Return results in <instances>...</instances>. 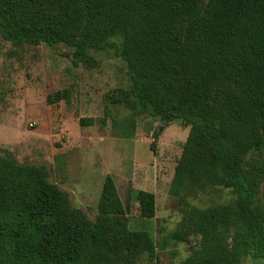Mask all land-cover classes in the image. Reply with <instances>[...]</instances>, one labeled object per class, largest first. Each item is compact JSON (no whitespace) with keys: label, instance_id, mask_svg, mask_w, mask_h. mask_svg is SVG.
<instances>
[{"label":"trees","instance_id":"16d2710c","mask_svg":"<svg viewBox=\"0 0 264 264\" xmlns=\"http://www.w3.org/2000/svg\"><path fill=\"white\" fill-rule=\"evenodd\" d=\"M0 34L15 46L65 44L74 65L89 68V50L114 49L132 86L108 94L109 103L190 128L170 193L234 194L207 208L185 203L174 238L200 242L181 264L264 261V0H0ZM55 99L49 103L64 98ZM136 200L142 217H155L154 193L140 190ZM143 257L153 264L156 245L129 229L111 175L93 221L49 181L45 166L20 164L9 151L0 156V264H141Z\"/></svg>","mask_w":264,"mask_h":264},{"label":"rangeland","instance_id":"374dc122","mask_svg":"<svg viewBox=\"0 0 264 264\" xmlns=\"http://www.w3.org/2000/svg\"><path fill=\"white\" fill-rule=\"evenodd\" d=\"M73 53L65 44L15 46L0 34V156L9 151L20 164L45 166L49 181L93 221L105 177L111 175L129 229L149 233L156 245L153 264H181L200 242L199 235L189 243L174 238L185 203L207 208L234 194L217 187L172 195L190 128L181 121L166 125L149 115L135 116L109 103L108 94L132 86L128 65L114 49L89 50L92 68L75 66ZM58 94L64 99L49 103ZM82 118L93 119V125L81 126ZM140 190L156 195L154 218L140 215L136 200ZM141 264H148L146 257ZM243 264L264 261L247 257Z\"/></svg>","mask_w":264,"mask_h":264},{"label":"water","instance_id":"95a60500","mask_svg":"<svg viewBox=\"0 0 264 264\" xmlns=\"http://www.w3.org/2000/svg\"><path fill=\"white\" fill-rule=\"evenodd\" d=\"M163 125V124H162Z\"/></svg>","mask_w":264,"mask_h":264}]
</instances>
